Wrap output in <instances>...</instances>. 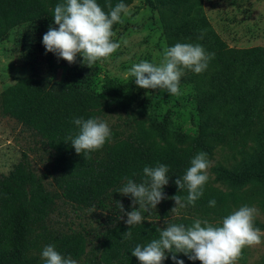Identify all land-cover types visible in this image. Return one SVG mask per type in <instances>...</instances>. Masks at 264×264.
Here are the masks:
<instances>
[{
	"label": "trees",
	"instance_id": "trees-1",
	"mask_svg": "<svg viewBox=\"0 0 264 264\" xmlns=\"http://www.w3.org/2000/svg\"><path fill=\"white\" fill-rule=\"evenodd\" d=\"M130 1L97 0L105 12L110 11L109 3L115 7ZM143 1L157 12L166 48L178 42L192 43L215 54L205 72L186 70L181 78L198 92L196 133L182 135L163 123L144 124L133 118L130 113L135 92L130 81L107 79L106 94L102 95L45 76L17 77L0 90V113L13 117L39 137L50 159L47 173L54 189L45 186V173H36L24 155L10 170L0 172V264H41L34 253L40 240L55 245L65 257H79L88 241L90 251L99 253L98 264H140L132 249L158 238L157 230L167 224L187 226L199 218L219 225L236 208L250 203L258 207L264 219V46H228L206 18L202 0ZM62 2L0 0V38L19 23L54 19V8ZM106 111L123 112L132 120L133 128L120 135L112 132L102 150L84 159L70 142H64L75 131L72 121L100 118ZM223 146L230 149L232 160L210 164L211 175L202 197L194 205L176 206L172 197L179 195L187 204L188 193L186 189L179 191L175 179L185 174L197 153L206 152L211 161L215 150ZM158 164L169 167V184L164 187L167 198L156 209L142 212L144 222L128 229L124 213L132 210V200L117 191L127 179L143 182L144 167ZM57 197L104 214L94 240L81 230L50 228L46 220ZM210 200L216 201L215 207L209 206ZM174 207L176 211L170 212ZM255 226L264 230V220L256 217ZM126 231H131V239L123 238ZM171 255L164 264H175ZM176 255L184 264H201L182 253Z\"/></svg>",
	"mask_w": 264,
	"mask_h": 264
},
{
	"label": "rangeland",
	"instance_id": "rangeland-1",
	"mask_svg": "<svg viewBox=\"0 0 264 264\" xmlns=\"http://www.w3.org/2000/svg\"><path fill=\"white\" fill-rule=\"evenodd\" d=\"M127 6L131 14L122 15L123 22L117 23L113 29L116 32L114 40L120 43V48L109 59L92 68L80 63L82 57H78L76 64L69 65L54 53H46L42 37L50 25L58 27L52 18L25 21L10 28L8 34L0 38V90L13 83L17 77L26 75L76 83L102 95L106 94L104 86L107 79L130 81L135 92L130 113L133 118L142 120L144 124L163 123L174 133L194 135L200 114L197 110L198 92L192 83L181 82L180 94L173 96L158 90L139 88L134 78L129 76L133 64L144 60L159 64L166 49V38L154 9L143 0H131ZM202 9L209 23L228 46H264V0H202ZM100 118L117 135L133 128L132 120L123 112L106 111ZM230 153L229 148L218 147L210 164L216 160L231 161ZM23 155L36 173H45V186L54 189L47 173L50 159L39 137L13 117L0 113V172L10 170ZM210 173L208 170V175ZM247 205L255 207L258 210L257 218L264 220L256 205ZM103 215L97 209L89 211L57 197L46 222L52 230L69 231L73 228L94 240ZM47 245L40 240L39 249L34 250L41 264H44L41 252ZM90 249V242L87 241L85 251L72 259L77 264H98L99 253ZM239 264H264V243L245 247Z\"/></svg>",
	"mask_w": 264,
	"mask_h": 264
},
{
	"label": "clouds",
	"instance_id": "clouds-1",
	"mask_svg": "<svg viewBox=\"0 0 264 264\" xmlns=\"http://www.w3.org/2000/svg\"><path fill=\"white\" fill-rule=\"evenodd\" d=\"M109 8L110 11L105 12L97 0H63L58 3L52 15L54 25L58 27L50 25L42 37L46 53H54L69 65L76 64L78 57H82L80 63L89 68L109 59L121 46L114 40L116 32L113 26L123 22L122 15L131 14L123 2L117 3L115 7L109 3ZM200 39H203V34ZM214 56V53L207 52L200 44L178 42L165 49L159 64L147 60L133 64L129 76L134 78L139 88L179 95L181 78L186 70L201 74L208 69ZM72 123L75 131L64 142H70L75 152L84 159L102 150L111 139L110 126L99 117L74 118ZM209 167L206 152H199L191 159L185 174L174 181L179 191L187 190V204L182 202L179 195H175L172 199L176 206L194 205L202 197L204 186L209 180ZM143 174V182L136 183L127 179L117 191L123 196H130L132 200V210L126 213L123 204L118 201V207L127 217L124 223L128 229L144 222L142 212L156 209L167 198L164 187L169 184V167L165 164L146 166ZM215 204V200L209 201L210 207H215ZM257 214L255 207L243 205L225 216L219 225L199 218L187 226L182 223L167 224L157 230L158 238L144 245L137 244L131 254L140 264H164L169 253L175 264H184L182 259L177 258L178 253L187 256L189 260H199L201 264H239L245 247L264 243V232L255 226ZM118 218L123 219V216ZM124 233L123 238L131 239V231ZM41 258L44 264H77L76 260L57 251L55 245L45 246Z\"/></svg>",
	"mask_w": 264,
	"mask_h": 264
}]
</instances>
